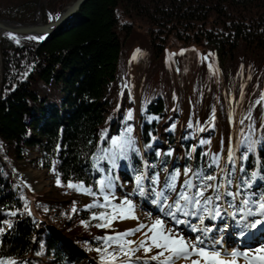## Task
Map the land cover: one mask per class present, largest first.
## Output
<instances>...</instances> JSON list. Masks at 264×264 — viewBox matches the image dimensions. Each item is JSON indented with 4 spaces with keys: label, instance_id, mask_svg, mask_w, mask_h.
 Segmentation results:
<instances>
[{
    "label": "trees",
    "instance_id": "obj_1",
    "mask_svg": "<svg viewBox=\"0 0 264 264\" xmlns=\"http://www.w3.org/2000/svg\"><path fill=\"white\" fill-rule=\"evenodd\" d=\"M71 1L0 4V16L35 22L40 10L48 23ZM18 40H0V259L79 264L90 253L103 263L97 238L116 233L95 227L104 209L88 210L95 197L67 184L99 196L111 179L114 192L115 168L144 158L168 175L264 178V0H89L60 34ZM129 128L136 151L112 143ZM114 154L115 165L92 159ZM20 163L44 168L55 193L32 199L15 178Z\"/></svg>",
    "mask_w": 264,
    "mask_h": 264
},
{
    "label": "snow or ice",
    "instance_id": "obj_2",
    "mask_svg": "<svg viewBox=\"0 0 264 264\" xmlns=\"http://www.w3.org/2000/svg\"><path fill=\"white\" fill-rule=\"evenodd\" d=\"M50 19H59V17H52L50 14ZM11 39L19 43L16 36H10ZM43 37H41L42 39ZM29 39H36V37H29ZM130 118V117H129ZM151 119V118H150ZM174 127V125H173ZM191 127V125H189ZM203 129H201L202 131ZM131 128L127 130V134L120 141L113 140L114 145L122 144L128 150L136 151L133 140L131 138ZM106 138V137H104ZM201 144L206 143V141L201 140ZM253 149L251 145L247 146V151L251 152ZM169 152L167 155H171ZM121 155L126 156L127 153L122 149ZM159 155V153H157ZM115 154L109 158L107 156H94L92 159H110V163L115 165ZM247 159L246 156L242 157ZM162 171H167L166 168ZM192 172L191 168L185 169V176ZM180 172L178 169L174 170L173 173L165 178L163 188L159 191L153 188V196L155 197V202L160 207L161 211L167 209L164 212L165 216L171 217L176 224H184L191 227L192 232L200 231L201 236L195 238L194 242H189L183 235L170 231L165 226V221L162 219H155L151 225L139 224L136 228L126 230L124 232H116L115 235H108L104 237H98V240H103L104 243L101 247L95 250L98 253H102L101 259L103 264H117V261L121 257L125 259L122 264H132L133 257L138 251L143 250L145 253H150L153 249H157L158 254L151 257L152 260L161 261V264H175L178 260L189 261L190 264H238L239 259H243L246 264H264V245L256 247L248 251L240 252L237 250H232L231 252H224L217 250L215 245H222V237L219 239H214L211 246H205L207 239L208 229H200L197 227H192L190 222L180 217H193L198 218L200 223L203 224L205 216H209L212 219H216L222 215L220 207L215 203L221 200V195L219 193V188L217 185L208 183L209 181H214L216 177L212 174H204L203 172H195L193 176L197 182H193L192 179H185L182 187L177 190L176 183ZM256 177V173H252L253 180ZM136 185L139 194H144V188L142 186V181L145 179L142 175L136 176ZM159 182V173H155L151 178V183L153 186L157 185ZM57 185L60 186L61 182L59 179L56 181ZM98 192H93L90 187H86L84 184H73L69 182L67 184L68 188L76 189L84 194L95 197V202L88 205L87 209L92 208L104 209L101 212L92 213L91 220L99 221L94 226L101 229H112V225L117 221H123L127 219L138 220L135 215V204L127 196H125L119 204L114 203L116 199L113 192V182L111 179H100L98 181ZM251 186L250 184L248 185ZM211 192L215 196V201L213 195L207 194ZM173 194L175 198L173 199ZM227 195L232 197V201H229V207L234 208L235 211L229 213L233 219L236 218L237 214H240L244 219L243 223L238 222L237 226L240 227V236L243 237L247 231L256 230L264 225V194H260L257 199L249 201V199H243L240 201L241 206L236 207L234 201L237 193L228 192ZM255 195V194H253ZM100 197L103 198V203H100ZM169 201H171L169 203ZM28 214L31 215V210L28 209L27 204L24 205ZM227 211V209H225ZM75 212L76 209L73 208ZM16 212H10L9 215L15 216ZM248 217H260L259 219L247 221ZM85 227L89 226V222H82ZM8 227L12 225L7 222ZM147 229L146 231H144ZM4 231L0 228V234ZM144 232V238L137 243L129 237L135 236L138 232ZM113 249V251H109ZM195 257V258H193ZM224 257H228L227 259ZM0 264H18L14 259H0Z\"/></svg>",
    "mask_w": 264,
    "mask_h": 264
},
{
    "label": "rangeland",
    "instance_id": "obj_3",
    "mask_svg": "<svg viewBox=\"0 0 264 264\" xmlns=\"http://www.w3.org/2000/svg\"><path fill=\"white\" fill-rule=\"evenodd\" d=\"M19 0H0V4L2 7H6L10 4H13ZM46 2V0H44ZM73 1V0H72ZM71 1V2H72ZM42 14L41 11H38L37 15V20L40 21L42 20ZM6 20L5 17H1ZM15 23H24V22H19V21H14L10 20ZM35 21V22H36ZM29 23V22H27ZM7 36H11L10 34H5ZM22 37V38H21ZM17 39H25V40H31V41H38L39 39H29L27 36H16ZM1 40V39H0ZM2 66V56H1V61H0V68ZM232 152L234 153L231 148L227 151L226 158L230 157L232 155ZM211 152L208 154V158L211 157ZM34 155L30 154V157H33ZM20 165L23 167H20L18 172L15 173V178L19 182H21L27 190L28 195L31 198H34L36 194H41V193H55V187H54V180L51 179L50 177L47 176L46 170L44 168H37L33 165H27L25 163H20ZM162 167L154 166L149 160L143 159L142 160V166L135 170L132 168L126 169V168H121L116 167L114 170L115 173V182L117 184V188L114 191V195L116 197L115 200L118 202H121V200L127 196L130 200L133 201L135 204V215L138 217V220H132V219H127L123 221H117L112 225V229H108L109 231H114V233L117 232H123L126 229H133L136 228L139 224H147L151 225V223L154 222L155 219L159 218L165 221V226L168 230L174 231L175 233H179L180 235H183L186 239H190L189 242H194L195 238L198 236H202V233L200 231L197 232H192L191 227L188 225L184 224H176L174 220L171 219V217L165 216L164 212L167 211V209H164L161 211L160 207L157 205L155 202V197L153 196V188L155 187L156 191H159L163 188L165 178L168 176V170L162 171ZM240 170V169H239ZM253 172L256 173V177L253 180L251 178L250 180H244L243 183L237 180L236 178L234 179L233 182H228L226 180V175L227 171L222 170L220 168L217 170L213 175L216 177L214 181H209L208 183H212L218 186L219 188V193L221 195V200L215 202L219 207L220 211L222 213V218L226 219L227 221L231 219V215H229V211L234 212L235 209L229 207V201H232L231 196L227 195L228 192L232 193H237L236 198L234 203L237 204L236 207L239 208L241 206L240 201L243 199H249L250 203L252 200L257 199L260 194H264V178H262L256 170ZM155 173H159V182L157 185L153 186L151 183V178ZM193 171L188 174V176H185L184 172H180L179 177L177 178V183H176V188L179 190L185 179H192L193 182H197L193 176ZM137 175H142L145 177V179L142 181V186L144 188V194L141 195L139 194V191L137 189L136 185V176ZM251 185L250 187L248 185ZM207 194L213 195L214 201H215V196L213 193L208 192ZM224 194V195H223ZM245 194V195H244ZM255 194V195H253ZM173 199L175 198V194H173ZM171 201H169L170 203ZM227 209V211L225 209ZM237 218L242 217L240 214H237ZM181 219L188 220L190 222V225L192 227H197V224L199 222L198 218H193V217H180ZM212 219V218H210ZM250 220H255L258 219V217H248ZM215 220V219H213ZM213 220H209L203 224V228L201 229H208L210 230L214 224L216 223ZM220 220V217L217 219V223ZM232 221L236 222L235 219L232 218ZM231 221V222H232ZM228 223L220 222L219 225H217V229L212 232L211 230L208 231L209 233L212 232L211 234H207V239L205 246H211L212 241L214 239H219L221 238L220 234L223 232V235H227V231L224 230V226L227 225ZM145 229L144 231H146ZM251 231V230H250ZM207 232V233H208ZM234 233H231V236H233ZM234 237V236H233ZM144 238V232H138L135 236L129 237L128 239H131L133 241H136L139 243ZM208 243V244H207ZM228 244V245H225ZM241 243V240H231L227 241L226 237L225 239L222 237V245L223 247L221 248V245L217 244L215 247L217 250H221L224 252H228V249L231 248V246H238ZM207 244V245H206ZM261 245H264V240L260 241L257 244H254L249 248L255 249L256 247H259ZM157 249H153L149 255H157L158 254ZM73 255L75 254L72 252ZM137 253L141 254H146L143 250L138 251ZM84 259L79 263V264H99L98 260L95 258L94 254L86 253L82 254ZM153 257V256H152ZM195 258V257H193ZM138 264H161V261L157 260H152L151 258H143V257H136L134 258ZM23 259H21L22 261ZM175 264H190L189 261H182L178 260L175 262Z\"/></svg>",
    "mask_w": 264,
    "mask_h": 264
},
{
    "label": "water",
    "instance_id": "obj_4",
    "mask_svg": "<svg viewBox=\"0 0 264 264\" xmlns=\"http://www.w3.org/2000/svg\"><path fill=\"white\" fill-rule=\"evenodd\" d=\"M89 0H73L70 2L58 15L59 19L51 20L48 23L43 22L42 20L36 22H29V23H20L24 26L16 27V28H9L7 29L10 32L16 33H27L31 31L38 32L43 34V38L40 40H45L50 36L60 34L65 28L69 27L71 22L77 17L79 11L82 7L88 2ZM13 22L10 20H6L0 18V26H4V22ZM3 35H0V39ZM0 61H1V52H0Z\"/></svg>",
    "mask_w": 264,
    "mask_h": 264
},
{
    "label": "bare ground",
    "instance_id": "obj_5",
    "mask_svg": "<svg viewBox=\"0 0 264 264\" xmlns=\"http://www.w3.org/2000/svg\"><path fill=\"white\" fill-rule=\"evenodd\" d=\"M3 25L4 26H0V35H5V34H10L11 36H21V35H25V36H27V37H36L37 39H41V37H43V34H40V33H38V32H35V31H31V32H27V33H16V32H10L8 29H7V27H9V28H16V27H20V26H24V25H22V24H18V23H15V22H4L3 23ZM22 38V37H21ZM33 40V39H32ZM224 195V194H223ZM245 195V194H244ZM174 197V196H173ZM232 198V197H231ZM235 205H237V204H235ZM225 209V208H224ZM228 209V208H227ZM230 213L232 212V211H229ZM260 217H258V219H259ZM217 219H218V217L215 219V220H213L215 223L217 222ZM208 220H210V217L209 216H205V218H204V222H203V224L206 222V221H208ZM225 220V222L226 223H228L227 225H225L224 226V230H232L237 224H238V222H240V223H243L244 221V219L242 218V217H239V218H235V220H236V222H231L232 221V216H231V219H229L228 221L226 220V219H222L221 221L223 222ZM247 221L248 222H251L252 220H250V219H248L247 218ZM218 223H219V221H218ZM218 223H216V224H218ZM203 224H201L200 223V221L198 222V224H197V228H203ZM263 226V225H262ZM262 226H261V228H262ZM216 225H214V226H212V227H210L211 229V231L212 232H214L215 230H216ZM238 227V226H237ZM238 229H240V227H238ZM238 229H235V230H238ZM209 230V231H210ZM234 230V231H235ZM258 230H260V228L259 229H256V230H251V231H258ZM233 231V230H232ZM234 231H233V233H234ZM212 232H208L207 234L209 235V234H211ZM220 236L221 237H223L224 239H225V237H226V235H223V232L220 234ZM233 236H240V231H238L237 233H234V235ZM233 236H230L229 237V240H233L234 238H233ZM241 237V236H240ZM189 241H190V239H188ZM247 243V242H246ZM208 244V243H207ZM206 244V245H207ZM225 245H228V244H226L225 243ZM232 250H235V248H230V249H228V252H231ZM247 251V250H246ZM224 258H228V257H224ZM240 261H241V259H239L238 260V263H240Z\"/></svg>",
    "mask_w": 264,
    "mask_h": 264
}]
</instances>
